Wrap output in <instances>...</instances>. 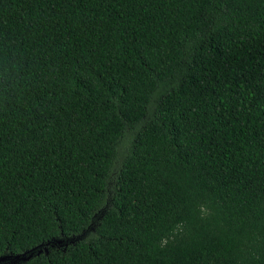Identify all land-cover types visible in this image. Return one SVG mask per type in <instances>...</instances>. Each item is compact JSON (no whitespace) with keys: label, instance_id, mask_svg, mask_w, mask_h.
<instances>
[{"label":"trees","instance_id":"trees-1","mask_svg":"<svg viewBox=\"0 0 264 264\" xmlns=\"http://www.w3.org/2000/svg\"><path fill=\"white\" fill-rule=\"evenodd\" d=\"M40 245L264 264V0H0V256Z\"/></svg>","mask_w":264,"mask_h":264},{"label":"water","instance_id":"water-1","mask_svg":"<svg viewBox=\"0 0 264 264\" xmlns=\"http://www.w3.org/2000/svg\"><path fill=\"white\" fill-rule=\"evenodd\" d=\"M84 237V234L77 238L68 239L66 241L63 240H53L51 242L46 243L47 246H53V245H64L65 247L68 244H74L76 241ZM43 245L37 246L27 252L18 254V255H4L0 256V264H23L30 259H32L34 256H37L41 253ZM44 252H46V249H44Z\"/></svg>","mask_w":264,"mask_h":264}]
</instances>
